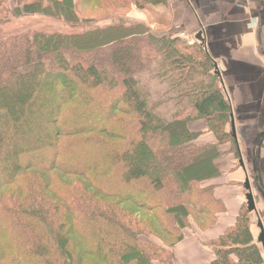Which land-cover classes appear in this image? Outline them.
I'll return each mask as SVG.
<instances>
[{
    "label": "trees",
    "instance_id": "obj_1",
    "mask_svg": "<svg viewBox=\"0 0 264 264\" xmlns=\"http://www.w3.org/2000/svg\"><path fill=\"white\" fill-rule=\"evenodd\" d=\"M22 1L23 13L74 25L86 0ZM132 2L153 15L166 4ZM214 70L199 41L122 17L0 37V264H172L180 230L223 211L208 183L221 173L218 144L239 156ZM196 118L216 143L194 142ZM249 215L244 202L205 264H264Z\"/></svg>",
    "mask_w": 264,
    "mask_h": 264
},
{
    "label": "crops",
    "instance_id": "obj_2",
    "mask_svg": "<svg viewBox=\"0 0 264 264\" xmlns=\"http://www.w3.org/2000/svg\"><path fill=\"white\" fill-rule=\"evenodd\" d=\"M173 5L182 12L181 26L187 32L202 31L206 48L217 64L230 102L239 152L235 155L230 143L219 146L223 167L208 182L223 207L216 222L207 229L190 231L171 248L172 264H205L214 257L209 242L235 222L245 202L246 177L257 211V215L251 212L254 241L259 233L257 218L264 229V0H174ZM188 128L199 133L197 145L216 143L203 120L191 121ZM228 129L230 133V122Z\"/></svg>",
    "mask_w": 264,
    "mask_h": 264
},
{
    "label": "rangeland",
    "instance_id": "obj_3",
    "mask_svg": "<svg viewBox=\"0 0 264 264\" xmlns=\"http://www.w3.org/2000/svg\"><path fill=\"white\" fill-rule=\"evenodd\" d=\"M86 1L82 5L80 4L81 6L78 5V12L81 19L77 24L73 25L57 17V15L51 16L39 12L32 14L23 13L21 11V6L23 4L22 0H6V7H7L9 19L6 23L0 24V37H4L10 34L19 33L27 30L72 33V32L81 31L89 27L103 26L113 21L117 17H122L124 20H128V21L136 20L140 23L145 24L146 26H149V29L154 33H157V35L165 34L168 36H178L181 39V42H185V43L196 41V38L194 36L198 31L187 32L184 26H181L182 12L180 11V9L174 8L173 5L174 0H166V4L161 8L158 7L159 10H157V12L155 11L154 15L151 14L148 9L137 8L133 4L132 0H123L121 4L119 3V0H106L104 1L103 4L102 2L100 4H97V1L94 0L87 1V3ZM155 20L162 21V23L163 22L164 23L161 24L159 22H156ZM262 70L264 71V60H263ZM213 119H215V116ZM196 120H203L207 125L208 131L211 132L207 122L203 118H196L191 121H196ZM228 124L229 123L226 124L227 131L229 130ZM198 135L199 133L196 134V137ZM196 137L194 138V142ZM222 144H227V142ZM222 144H218V150H219V146ZM220 157H221V153H220ZM222 167L223 165L221 164V168ZM196 218L198 219L190 220L189 221L190 224L188 225V227L180 230L181 233H184V235L189 234L190 231H193L194 225L196 226L199 225L203 227L202 226L203 224H207V222L201 220L200 216H197ZM249 220H250L249 221L250 227L252 228L251 213L249 215ZM152 240L157 244L162 243L157 238H152ZM171 241L172 238L170 237L167 240V243ZM166 248H168V246Z\"/></svg>",
    "mask_w": 264,
    "mask_h": 264
},
{
    "label": "water",
    "instance_id": "obj_4",
    "mask_svg": "<svg viewBox=\"0 0 264 264\" xmlns=\"http://www.w3.org/2000/svg\"><path fill=\"white\" fill-rule=\"evenodd\" d=\"M196 40H198L201 44L205 45V38L202 34V31H198L195 36ZM214 73L219 77L220 82L223 84L222 80H221V76H220V72L218 70L217 64L216 62H214ZM230 135L236 139V130H235V125H234V119H233V114L232 112L230 113ZM239 164L244 168V164L242 161V158H239ZM244 188L246 190L245 193V203H246V208L247 210L251 213L254 212L255 215H257V211H256V206H255V201H254V197L251 191V186L249 183V178L246 177L244 180ZM256 226L259 228V233L256 237V243L261 245L262 250L264 251V229L263 226L261 224V221L257 218V222H256Z\"/></svg>",
    "mask_w": 264,
    "mask_h": 264
}]
</instances>
